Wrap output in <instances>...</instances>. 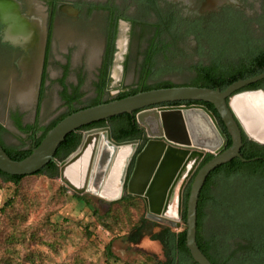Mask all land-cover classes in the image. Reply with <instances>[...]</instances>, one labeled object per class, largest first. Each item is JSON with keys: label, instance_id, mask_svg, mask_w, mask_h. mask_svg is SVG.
<instances>
[{"label": "rangeland", "instance_id": "rangeland-1", "mask_svg": "<svg viewBox=\"0 0 264 264\" xmlns=\"http://www.w3.org/2000/svg\"><path fill=\"white\" fill-rule=\"evenodd\" d=\"M260 3V0H241L240 11L248 18L257 13ZM188 10L196 14L189 7ZM101 27L102 15L95 14L89 19L73 24L68 29L58 31L52 39L48 74L43 88V103L40 106L36 84L28 91V95L25 96L26 100L23 99L19 92H16V88L18 91L26 92L27 83H18L16 88L8 84L9 61L6 62L8 65L0 63V123L7 130L4 135L6 145L22 149L30 147L28 135L20 132L12 124L14 117H20L18 116L19 111L25 116V125H33L38 121L48 120L62 106L67 109L62 101L60 102L61 87L57 82L63 76V65L68 66L67 77L65 76L66 83L75 82L78 78L83 79L82 104L84 105L89 99L95 97L93 81L96 78L103 46V37L99 32ZM252 33L257 41L259 36H263L259 29L251 30L245 24L235 22L213 24L204 31L202 37L207 47L205 50L207 55L192 54L195 47L194 41L185 38L179 44L178 55L171 60L180 69L166 70L159 75H151L147 82L152 83L156 80L171 81L174 84L187 82L191 79V74L186 68L199 61H209L208 58L212 56L208 54L217 56L222 61L236 60L239 58L237 54L242 50L244 36L250 37ZM119 36L122 39L118 45L116 43L111 81L103 100L114 98L122 91L137 87L139 83L137 71L123 70L125 57L128 54L132 56L138 44L135 42L130 44L128 38L123 37V30ZM146 39L144 38L142 45L147 41ZM261 46L264 45L261 44ZM37 107H41L39 112L36 110ZM13 113L18 115L14 116ZM235 184L225 185L228 192L223 193L220 189L215 192L221 205L230 206L229 213L231 205L237 206L233 205L235 190H238L237 193L242 196H244L243 193L248 192L244 189L245 187H240L239 183ZM60 186L64 185L60 183L59 178L51 179L44 175L27 178L18 188L10 183L0 182V209L9 198H12V207L4 212L0 211V256L7 254L6 251L9 252V250L15 256L22 255L27 250L41 254V264H108L105 245L111 239V252L116 259L115 264H155L156 261L163 260L160 244L150 237L141 233L135 243H131L125 237L134 226H141L143 229V224L141 225L139 221L145 218L146 210L142 215L141 211L131 210L129 221L124 220L120 224L112 225L110 231L97 223L92 210L85 206L83 201L74 198L73 193L65 186L66 191L62 192ZM79 196H85L91 201L100 215L108 209L109 203L102 199L90 194ZM205 212L210 214L209 208H206ZM213 221V218L209 216L204 222V227L213 228ZM169 227L173 231L182 229V226L174 228L169 225ZM155 232L157 229H154L153 233ZM9 235L14 236L19 244L7 246L5 239ZM22 242L25 246L20 245ZM110 263L114 264L112 261Z\"/></svg>", "mask_w": 264, "mask_h": 264}, {"label": "water", "instance_id": "water-1", "mask_svg": "<svg viewBox=\"0 0 264 264\" xmlns=\"http://www.w3.org/2000/svg\"><path fill=\"white\" fill-rule=\"evenodd\" d=\"M179 1L197 15L215 10L227 2L224 0L212 5L195 6L192 0ZM0 18L5 23L8 20L4 14ZM261 80H264V71L252 78L238 80L224 91L182 86L163 88L140 91L123 99L80 109L59 121L23 160H12L0 145V171L11 176L35 174L49 163L67 134L93 122L137 112L135 120L151 140L135 157L126 183V171L135 145L114 142L108 127L82 133L79 147L59 164V181L76 195L90 194L108 203L125 195L139 197L145 203L146 217L163 218L178 228L181 226L183 188L204 154H212L213 157L193 177L186 202L185 220V245L192 260L196 264H212L196 243L199 192L207 176L217 167L234 158L242 163L253 161L245 160L239 153L242 132L249 141L264 146V91H240ZM239 98L252 117L253 132L234 107ZM182 101L211 104L226 128L231 145L223 150L225 139L212 114L203 108L154 107Z\"/></svg>", "mask_w": 264, "mask_h": 264}, {"label": "trees", "instance_id": "trees-1", "mask_svg": "<svg viewBox=\"0 0 264 264\" xmlns=\"http://www.w3.org/2000/svg\"><path fill=\"white\" fill-rule=\"evenodd\" d=\"M176 20L174 18L161 17L155 25L147 26L145 30L150 32L156 31L154 37L149 38L147 48L143 54L142 72L146 68L149 75H159L162 70L154 71L153 64L157 57L165 58L172 47L176 45V38L173 37L166 43L164 33H170L175 30ZM193 30V29H192ZM264 32V31H263ZM167 36V35H166ZM242 50L237 54L239 58L236 60L222 61L217 56H212L209 67H198L196 72L198 77L190 79L182 84H174L171 81L156 80L148 83L147 80L142 87L129 88L120 92L114 98L103 100L109 87V56L104 60L103 67L99 70L97 82L93 83L95 97L89 99L84 105L81 102L83 93L79 91L82 84L81 79L78 85L73 88L72 93H67V86L64 85L63 79L60 80L62 91L60 93L64 106L67 110L52 120L45 128H37L35 125L23 126L19 117H14V124L17 129L28 135L30 147L27 149L17 148L6 145L2 139V134L6 133L5 128L0 124V145L5 153L14 161H20L30 155L34 146H38L44 136L50 131L59 121L73 112L93 107L99 104L108 103L113 100L123 99L131 95H135L140 91H150L163 88L173 87H199L208 89H219L224 91L229 85L238 81L252 78L261 74L264 71V38L257 42L256 38L244 36ZM113 41L109 39L108 50L113 53ZM259 43V44H258ZM110 55V54H109ZM148 65V66H147ZM67 73V66L64 67V76ZM261 89L264 91V80L248 85L240 91H253ZM179 104H201L206 107L212 116L215 118L219 129L225 139L223 150L231 145V140L227 134L225 127L216 112L215 108L205 102L200 101H185L171 102L160 105H179ZM159 105V106H160ZM137 112L132 114H121L113 116L98 122H93L83 126L69 134H67L58 146L49 163L41 170L32 175L11 176L0 171V182L10 183L15 188L21 186L23 181L30 177L46 176L47 178H58L59 164L67 159L73 152L76 151L81 142V134L85 130L96 127H108L111 131V138L114 141L121 142L139 138L142 134V128L135 120ZM242 158L245 160H253L242 163L239 159L234 158L230 162L223 164L207 176L198 196L197 202V220H196V243L202 254L212 264H264V146H260L252 141H249L242 132V147L239 151ZM213 157L212 154H206L203 160L200 161L197 168L187 181L182 191L181 200V226L180 231H173L171 227L157 229L152 236V240L158 242L162 249L163 260L156 261L155 264H196L185 245L186 229V202L189 195L190 185L193 177L206 162ZM239 183L240 187L247 189V194L239 195L238 190H235L234 204L231 205V211L228 212L230 206L219 203L215 192L220 189L222 192H228L225 185ZM236 185V184H235ZM237 189V188H236ZM239 189V188H238ZM62 192L66 191L64 186H60ZM250 193V194H249ZM72 196L80 201H83L85 206L92 210L93 216L97 223L111 231L112 225L122 223L124 220L129 221L131 210L141 211V215L145 212L146 206L143 199L126 195L121 199L111 202L108 205L107 211L100 215L91 204V201L85 196L72 194ZM244 197V199H243ZM226 203V202H225ZM225 208H224V206ZM222 206V207H221ZM12 207V198H9L0 211H5ZM209 208V213L205 210ZM213 215V216H212ZM213 218V228H205L204 222L208 217ZM143 224V218L139 221ZM143 226V225H142ZM135 230V232H134ZM141 226H134L125 236L128 241L135 243L138 240ZM9 235L5 241L7 246L19 244L14 236ZM110 239L105 245V254L108 264L116 263V259L111 252ZM25 246L24 242L20 244ZM7 254L0 256V264H41V254L34 251L26 250L22 255H14L13 252L6 251ZM126 264V263H124Z\"/></svg>", "mask_w": 264, "mask_h": 264}, {"label": "flooded vegetation", "instance_id": "flooded-vegetation-1", "mask_svg": "<svg viewBox=\"0 0 264 264\" xmlns=\"http://www.w3.org/2000/svg\"><path fill=\"white\" fill-rule=\"evenodd\" d=\"M260 1L261 3L257 13L246 18L240 11L241 0H227V2L218 6L217 9L201 15L192 14L188 10V6L178 0H0V15H6V12L8 14V20L6 23L0 18V63L8 65L6 62L9 61L8 84L13 87L15 86L16 88L19 85L18 83L23 82V84H25L28 81V90L26 92L18 91V88H16V92H19L23 99H25V96L28 95V91L36 84L40 106L41 103H43V88L48 74V60L52 39L61 29H68L70 26H73V24H78L81 20L89 19L95 14H100L102 15V27L99 32L103 37V46L99 65L96 70V78L93 83L97 82L98 72L103 67L104 60L106 57L108 58V56L110 61L109 80L111 81L110 76L116 53V43L117 41L119 43L122 39L119 35L121 34V30H123V37L126 36L130 44L132 42L138 44L134 50V54L132 56L128 54L125 57L123 70L127 71L129 69H133L137 71L139 78L137 87H142L143 83L146 80L148 81L151 76L147 73L148 68H146L145 72L141 71L143 54L147 48L149 38L154 37L157 34L156 31H146L145 28H147V26H151L153 24L155 25L161 17L174 18L176 20L177 23L175 24V30L170 33L172 36H169L167 32L164 33V39H166L165 42L168 43L171 38L175 37L177 39L176 45L170 49L168 54L165 55V58L157 57L155 59L153 70L166 71L176 69L179 67L172 63L171 60L173 57L178 55L180 42H182L185 38L193 39L195 47L192 54L195 53L198 56H203L206 54L205 50L207 47L205 46L202 37L204 36V31H206L213 24L229 22L245 24L246 26H249L251 30L253 28H257L262 32L263 36H259L258 40L264 38V0ZM8 3H10V5L7 6L9 7L8 9L7 7L2 6L3 4ZM25 35L32 40H27L26 43H24L23 38ZM251 35L253 36L254 34L252 33ZM117 36H119L118 40ZM144 38H147V41L144 45H142ZM109 39H114L112 49L113 53L111 51L109 53V50L107 49ZM208 60L209 61H199L197 63L190 64L188 68H186V70L191 74V79L198 77V73L196 72L198 67L210 66L211 58H208ZM28 66H30V69ZM65 66L67 65L65 64L62 66L63 72ZM65 76L63 74L57 82L60 84V80L64 78L63 83L67 86V93L71 94L73 88L78 85L80 79L78 78L75 82L66 83L67 76ZM81 81L82 84L79 88L80 92H82V78ZM59 86L62 91V86ZM61 101L62 104H64L63 100L60 98V102ZM154 107H199L207 110L206 107L201 104L156 105ZM36 110L39 112L41 107H37ZM66 110L67 109L62 106L48 120L43 122L38 121L33 125L37 128H45L50 124V122H52V120L56 119ZM19 114L20 115L14 114V116H20L19 118L22 125L26 126V123H24L25 116L23 112L20 113L19 111ZM12 124L15 127L14 122ZM100 128L107 127H96L92 129ZM217 128L221 132L218 125ZM92 129L85 130L84 132ZM142 130V134L139 138L124 140L121 142H117L112 139L114 142L119 144L134 143L135 145L133 156L126 171L125 183L133 169L135 157L142 151L147 142L151 140V138L146 135L144 129ZM5 134H2L1 136L4 143ZM159 140H161V138ZM206 154L208 153H205L201 160H203ZM253 161H256V159H253ZM143 221V229L140 230L139 236L143 233L150 238H152L154 234V229L164 228L165 226L171 225L170 222L163 218H149L145 216Z\"/></svg>", "mask_w": 264, "mask_h": 264}, {"label": "bare ground", "instance_id": "bare-ground-1", "mask_svg": "<svg viewBox=\"0 0 264 264\" xmlns=\"http://www.w3.org/2000/svg\"><path fill=\"white\" fill-rule=\"evenodd\" d=\"M202 1V2H200ZM218 1H224V0H192V3L197 6H201V5H211V4H214L215 2H218ZM200 2V3H199ZM6 15L7 12H6ZM24 31V30H23ZM33 37V36H32ZM34 38V37H33ZM35 39V38H34ZM29 40L31 41L32 39H29V37H25L23 38V42L26 43V41ZM36 40V39H35ZM117 44H118V41H117ZM124 44V43H123ZM118 54V53H117ZM117 61V60H116ZM27 63V62H26ZM120 64V63H119ZM29 69H30V66H28ZM28 73V71H27ZM28 84V81L26 82ZM25 83V84H26ZM26 84V85H27ZM25 87V86H24ZM23 88V87H22ZM245 104L243 103L242 99H237L235 104H234V107L237 111V113L239 114V116L241 117V119L244 121L245 125L249 128V130L251 132H253L254 130V123H253V120H252V117H250L249 113H248V110L246 109V107L244 106ZM261 107H263V105H260Z\"/></svg>", "mask_w": 264, "mask_h": 264}]
</instances>
